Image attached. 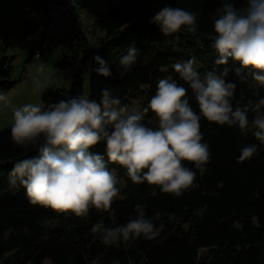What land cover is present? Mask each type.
I'll return each mask as SVG.
<instances>
[{"label": "trees", "instance_id": "1", "mask_svg": "<svg viewBox=\"0 0 264 264\" xmlns=\"http://www.w3.org/2000/svg\"><path fill=\"white\" fill-rule=\"evenodd\" d=\"M233 2L239 8L245 0ZM221 3L222 0H125L112 5L95 28L103 35L99 48H91L87 37L77 34L59 56L62 71L74 74L72 85L64 91L47 88L43 107L78 94L99 101L101 90L108 88L123 105L140 101L142 110L161 78L177 80L191 95L190 87L172 66L195 58L202 75L223 69L214 63L212 46L213 24ZM169 5L196 14L197 34L165 37L158 25L149 22L159 9ZM131 47L139 51L138 61L121 76L117 72L120 57ZM97 54L111 67L114 77L105 78L93 71L99 67L92 59ZM33 59L32 48L25 66ZM227 79L237 84L234 107L248 105L251 121L256 115L251 108L264 99V87L251 76L242 81L235 71ZM17 85L9 59L0 58V91L7 93ZM190 103L199 112L195 97ZM145 123L155 127L151 111L145 115ZM201 131L210 145L211 162L203 174L197 172L198 188L175 198L160 192L157 186L134 184L125 169L110 165L126 185L123 199L116 200L106 213L92 209L86 218L33 206L25 189L10 184L14 164L37 153L16 145L11 128L1 131L0 264H92L97 257L102 258L101 264H264V146L250 161L238 163L242 146L259 143L255 137H244L238 127H221L206 119L201 120ZM105 147L101 143L90 150L105 154ZM137 204L146 206L147 216L156 224L160 233L156 240L106 246L92 233V225L98 221L118 226L134 219ZM9 230L11 235L5 239Z\"/></svg>", "mask_w": 264, "mask_h": 264}, {"label": "clouds", "instance_id": "2", "mask_svg": "<svg viewBox=\"0 0 264 264\" xmlns=\"http://www.w3.org/2000/svg\"><path fill=\"white\" fill-rule=\"evenodd\" d=\"M149 22L158 25L165 37L195 35L199 28L195 13L170 5L159 9ZM213 27L214 63L224 66L222 70L202 75L195 58L172 66L190 87L191 95L177 80L161 78L142 110L122 105L108 88L101 90L99 101L78 94L47 107L27 103L14 108L12 140L37 155L14 164L10 184L25 189L33 206L79 218L88 217L92 209L109 212L120 198V180L110 165L125 169L134 184L148 183L180 198L199 187L197 172L203 174L211 162L210 145L201 131L202 119L221 127H238L244 137H255L259 143L242 146L237 158L238 163L250 161L264 146V99L251 108L256 115L250 121L248 105L234 107L237 84L227 77L235 71L242 81L251 76L264 87V0H245L239 8L233 0H222ZM138 55L135 47L129 48L120 57L117 72L123 76L131 71ZM92 59L99 65L93 68L97 75L114 77L102 56ZM36 71H47L51 78L44 63ZM193 97L199 112L190 103ZM10 104V97L0 91V106ZM149 111L154 114L155 127L145 123ZM101 143L106 145V155L90 150ZM145 209L137 204L135 218L126 224L107 226L98 221L91 231L106 246L156 240L159 230ZM10 235L11 230L4 238ZM101 259L94 258L92 264H101Z\"/></svg>", "mask_w": 264, "mask_h": 264}, {"label": "rangeland", "instance_id": "3", "mask_svg": "<svg viewBox=\"0 0 264 264\" xmlns=\"http://www.w3.org/2000/svg\"><path fill=\"white\" fill-rule=\"evenodd\" d=\"M27 1L0 0V58L9 59L12 67V79L18 83L16 87L5 93L10 97L11 104L7 107L0 106V132L12 127L14 108L27 103L43 106L42 97L47 88L54 87L61 91L69 90L73 81L74 74L71 71L64 73L60 68L59 56L61 53L55 50L50 52L48 61L45 58L41 60L33 59L28 67L25 66L32 51V46L24 40L26 25L20 20L21 12ZM123 1L125 0H79L77 10L79 20L72 36L69 38L68 44L71 39L74 40V37L76 38L77 34H83L87 37L90 47L99 48L102 44L100 39L103 35L95 31L97 22L109 12L112 5H119ZM41 63L47 65L48 70L52 74L51 78H49L47 71L44 74L36 71ZM196 66L198 69L199 65L196 64ZM86 93H88V89ZM127 107L130 110L141 109L142 103L131 100ZM119 180V199H123V191L126 185L124 181Z\"/></svg>", "mask_w": 264, "mask_h": 264}, {"label": "built area", "instance_id": "4", "mask_svg": "<svg viewBox=\"0 0 264 264\" xmlns=\"http://www.w3.org/2000/svg\"><path fill=\"white\" fill-rule=\"evenodd\" d=\"M79 0H28L20 20L26 25L24 40L32 46L34 60L50 59L53 50H67L78 15ZM39 54V58H36Z\"/></svg>", "mask_w": 264, "mask_h": 264}, {"label": "crops", "instance_id": "5", "mask_svg": "<svg viewBox=\"0 0 264 264\" xmlns=\"http://www.w3.org/2000/svg\"><path fill=\"white\" fill-rule=\"evenodd\" d=\"M26 32V31H25Z\"/></svg>", "mask_w": 264, "mask_h": 264}]
</instances>
